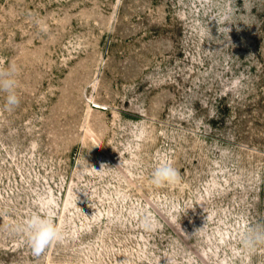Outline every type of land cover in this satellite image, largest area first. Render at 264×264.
<instances>
[{
  "label": "rangeland",
  "instance_id": "1",
  "mask_svg": "<svg viewBox=\"0 0 264 264\" xmlns=\"http://www.w3.org/2000/svg\"><path fill=\"white\" fill-rule=\"evenodd\" d=\"M9 63L0 264H264V0H0ZM48 211L36 258L9 225Z\"/></svg>",
  "mask_w": 264,
  "mask_h": 264
},
{
  "label": "clouds",
  "instance_id": "2",
  "mask_svg": "<svg viewBox=\"0 0 264 264\" xmlns=\"http://www.w3.org/2000/svg\"><path fill=\"white\" fill-rule=\"evenodd\" d=\"M0 94L4 96V108L6 111H15L21 104L18 94V67L15 63H9L6 68L0 69ZM105 165H101V170ZM93 171H97L92 167ZM180 172L169 163H163L155 167L151 173L150 183L155 187L172 185L180 182ZM86 196V194L84 193ZM139 226L144 231L153 230V222L150 217L144 216L139 221ZM13 234L23 236L33 257L39 258L54 243L63 238L61 228L56 224L54 213L48 211L44 214L33 212L26 218L9 225ZM240 244L243 249L251 252L258 246L264 245V224L250 226L243 234ZM121 264H126L122 261ZM167 264L171 261L167 259Z\"/></svg>",
  "mask_w": 264,
  "mask_h": 264
}]
</instances>
